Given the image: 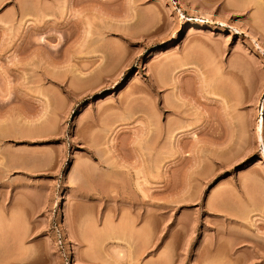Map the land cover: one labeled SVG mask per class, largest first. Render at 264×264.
<instances>
[{
    "label": "rangeland",
    "instance_id": "374dc122",
    "mask_svg": "<svg viewBox=\"0 0 264 264\" xmlns=\"http://www.w3.org/2000/svg\"><path fill=\"white\" fill-rule=\"evenodd\" d=\"M263 43L264 0H0V264H264Z\"/></svg>",
    "mask_w": 264,
    "mask_h": 264
},
{
    "label": "bare ground",
    "instance_id": "6f19581e",
    "mask_svg": "<svg viewBox=\"0 0 264 264\" xmlns=\"http://www.w3.org/2000/svg\"><path fill=\"white\" fill-rule=\"evenodd\" d=\"M261 2V1H260ZM263 3V2H262ZM262 5V4H261ZM261 18V17H260ZM259 18V19H260ZM258 19V20H259ZM261 21V19H260ZM245 31L246 34H249V31L243 30ZM256 37V36H255ZM262 44V43H261ZM264 44V43H263ZM262 46V45H261ZM261 48H263L264 51V47L262 46ZM257 133H258V139L259 142L261 143V145L263 146V156H264V116L261 117V119L259 120L258 124H257ZM217 257V256H216ZM216 261V260H215Z\"/></svg>",
    "mask_w": 264,
    "mask_h": 264
}]
</instances>
